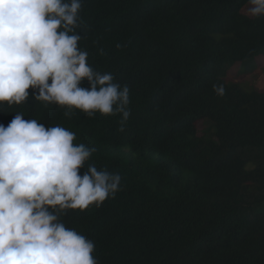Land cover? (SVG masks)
<instances>
[{"label": "trees", "instance_id": "1", "mask_svg": "<svg viewBox=\"0 0 264 264\" xmlns=\"http://www.w3.org/2000/svg\"><path fill=\"white\" fill-rule=\"evenodd\" d=\"M54 1L0 0V264H264V0ZM48 177L87 207L24 244L4 187Z\"/></svg>", "mask_w": 264, "mask_h": 264}, {"label": "clouds", "instance_id": "2", "mask_svg": "<svg viewBox=\"0 0 264 264\" xmlns=\"http://www.w3.org/2000/svg\"><path fill=\"white\" fill-rule=\"evenodd\" d=\"M48 2H55L54 0H47ZM97 2L113 4L114 9L118 14V22L121 21V15L118 8L114 4L115 2L111 0H94ZM85 8V6L82 4ZM138 6V3L131 2L129 10L132 12V8ZM137 15V12L134 16ZM50 16V14H49ZM99 19L102 23L107 25L108 22V11L100 14ZM37 48V47H36ZM79 63H84V60L78 61ZM12 69L14 72H18L23 80V85L30 84L34 82L30 76H23L24 71H37V69L32 68L30 64L26 63L24 60L16 57V62L13 64ZM76 76V75H74ZM4 81H8L5 76ZM3 81V82H4ZM42 85V84H41ZM61 94L66 95L73 91H63L61 89H56ZM26 97L28 102L30 101L29 94H20V97ZM13 103L18 104L17 99H13L12 94L5 93L4 104L11 106ZM39 106L37 103H32ZM43 106V105H42ZM48 114L45 118L39 117L43 122L53 121V119L59 121L53 125H60L64 122V118H70L72 115L66 112L62 106L56 103H50L47 106ZM65 123V122H64ZM36 143L34 138L30 135H20L15 139L14 145L10 150L9 154L15 158L19 163L23 165L24 168L28 169L29 172H35L40 168H51V164L56 158L52 155H48L43 147L39 149H32V145ZM42 142L41 145H45ZM63 169H66L62 166ZM56 179V178H55ZM63 185L56 179V181H51V179L45 178L40 183H33L30 180H25L22 183L12 184L4 187L3 197L4 202L9 210L10 214L16 215L11 219V223L14 226L17 233H20L23 238L33 233L35 230H41L38 224L39 216L41 220L45 221L48 225V232H52V228H57L55 224V217L62 212V210L76 211L82 204L87 207L86 198L89 197L88 192L81 194H67L70 191H59L58 188ZM66 220V219H63ZM53 226V227H52ZM52 227V228H50ZM42 231V230H41ZM24 238V244H25ZM35 254V253H34Z\"/></svg>", "mask_w": 264, "mask_h": 264}, {"label": "rangeland", "instance_id": "3", "mask_svg": "<svg viewBox=\"0 0 264 264\" xmlns=\"http://www.w3.org/2000/svg\"><path fill=\"white\" fill-rule=\"evenodd\" d=\"M248 80H245L244 82L248 84ZM255 89H260L264 91V66L261 68L257 75V80L253 86Z\"/></svg>", "mask_w": 264, "mask_h": 264}]
</instances>
